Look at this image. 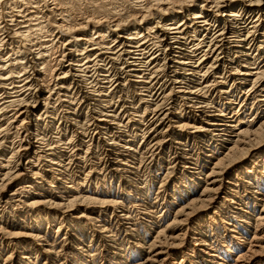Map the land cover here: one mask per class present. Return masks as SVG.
<instances>
[{"label":"bare ground","instance_id":"6f19581e","mask_svg":"<svg viewBox=\"0 0 264 264\" xmlns=\"http://www.w3.org/2000/svg\"><path fill=\"white\" fill-rule=\"evenodd\" d=\"M182 4L174 6L173 3L170 6L159 2L154 9L145 11L146 14L140 13L139 10L141 15L134 20V32L129 37H119L121 43H124L122 49H116L117 53H110V57L108 56L112 65L120 67L112 68L114 74H105L101 79L105 80L104 83L108 86L106 88L109 89L115 90L119 87L123 90L128 88L131 82L132 85L141 87L140 96L145 98L141 100L149 105L145 106L144 112L134 114L129 119L139 125L149 122L153 127L161 128L159 132L156 129L157 137L149 143L152 158L157 156L158 151L162 150L174 133L184 137V144L175 143L183 147L189 139L197 137L206 139L212 136L214 143H220V148H212V155H209V159H213L206 163L209 165V171H206V166V170L201 166L202 163L199 166L188 161L182 162L183 167H178L177 164L171 168L172 175L178 169H183L186 176L192 170L195 173H191V180L184 177L180 184H175L170 194L167 193L170 178L162 181L157 198L161 197L166 211L160 213L158 207H152L153 211L143 214L155 220L149 221L152 232L145 238L152 237L149 241L140 240L138 224L131 216L132 209L112 197L109 192H100L98 189L94 191L88 186L94 180L95 171H89L81 179L71 177L70 182H66L71 166L70 163H64V156L70 155L69 157L80 160L82 154L80 149L76 150L73 145L74 139L54 145L38 134L39 121L36 124L37 129L32 128L37 119L36 112L40 111L41 106L50 108L48 101L53 98L50 92L51 83L56 91L62 94L76 90L86 102L100 93V89H96L102 83L98 81L100 79L87 75L88 71L93 69L89 67L91 63L77 65L79 70H75L73 65L66 64L67 61L63 57L58 69L52 71L46 64L42 70L40 67L39 70L33 68V80L30 76L21 81L20 78L26 76L24 75L18 77L19 82H15L14 73L8 76V70L13 72L18 64L10 63V60L4 61L0 57V85L15 79L10 83L14 87L9 89L5 85V93L2 91L4 94L0 96V125L3 121L8 123L7 130L0 126V212L5 213L9 205L26 208L31 211L30 218L33 221L29 225L16 226L0 218V247L2 249L6 243L3 250L9 251L10 254L5 257L3 252L0 253V264H39L44 258L45 262L42 264H59L61 261H64L63 264H69L70 261L65 257L68 249L77 251V256H83H80L81 259H87L84 264H95L97 260L102 259L99 257L102 243L109 261L116 264H264V0H190L187 5ZM154 16H159L157 21ZM152 17L156 24L154 28L147 23ZM158 18L161 20L158 21ZM121 26L117 21V24L113 25L112 33H121ZM61 27L63 28L62 25ZM72 28L74 32L71 37H77L73 43L92 46L91 38L77 36L76 32L81 29L75 30L74 25ZM84 28L88 31L90 25ZM17 32L6 29V37L0 39V51H3L1 49L4 46L17 41H21L22 47L26 46L33 41V36L38 38L44 31L40 28H29L25 34ZM191 35L195 37L192 36V39ZM66 36L64 34L62 37L67 38ZM44 53L45 51L36 55L43 59L46 56ZM22 54L24 59L33 56L27 50ZM36 55L34 54L35 57ZM34 56L32 58L38 60ZM48 72H51L49 78ZM75 72H79V75ZM106 73L111 74L110 71ZM114 76L119 79L130 78V81L120 80L121 84H118L119 80L116 83ZM68 79L73 81L70 86L67 85ZM227 86H230V90L216 92L217 88ZM169 89L170 92L165 93ZM158 91L163 94L158 95ZM45 93H49L50 98L41 104L42 98L39 99L38 96L42 97ZM225 100L227 103L221 104ZM85 101L75 97L73 102L70 100L69 111L64 110L62 117L56 115L70 125L73 135H79V138L91 136L95 130L98 131L94 136L99 145L103 143L104 136L101 126L102 129L106 128L105 130L114 128L116 119L112 115L102 113L103 110H93L90 111V118L86 123L78 122L75 115L82 110ZM172 110H178L175 115L179 121L172 122ZM250 111L251 116H247L246 113ZM41 118L38 119L44 120ZM12 130L20 136L19 140L13 142L10 147H4L6 132ZM184 132L186 136L182 135ZM92 148L90 145L86 153ZM60 153L63 158L58 156ZM124 159L115 158L113 166L127 165L128 161L125 162ZM189 159L197 161L194 158ZM250 159L251 164L246 167L245 164ZM244 165L246 168L242 169ZM115 171L114 173H121L117 168ZM49 176H52L51 180L46 179ZM46 184L53 190H46ZM15 186L23 190L24 195L19 197L18 191L12 190ZM243 187L244 193L240 191ZM55 189H63L68 192L65 194L71 195H60ZM10 191L14 192L8 196ZM190 192L196 193L191 196ZM99 193L103 194L98 195ZM124 193L125 196H130L128 191ZM247 195L255 199V202L251 203ZM168 196L172 197L174 203H169L170 200L168 202ZM175 205L178 209L173 212ZM233 210L235 212H232ZM230 211L232 215L229 214ZM109 216L112 220H107ZM114 220L120 222L123 225L121 227L129 226L126 227L127 230L137 233V246L130 245L128 251H124L122 240L119 239V229L113 225ZM65 221L78 232L91 227L93 235L90 243L93 244L95 239H98L95 250L91 249V245L78 237L72 238L68 233L64 234L60 242ZM56 225L60 228L54 231ZM4 226L21 229L20 232L13 233ZM44 226L51 231L43 233ZM216 230L227 233L225 240L219 239ZM108 244H113V249H110ZM130 249L134 250L130 252ZM18 253L22 255L21 263H15L14 260ZM140 256L144 258L136 262ZM74 260L78 261L76 258Z\"/></svg>","mask_w":264,"mask_h":264},{"label":"rangeland","instance_id":"374dc122","mask_svg":"<svg viewBox=\"0 0 264 264\" xmlns=\"http://www.w3.org/2000/svg\"><path fill=\"white\" fill-rule=\"evenodd\" d=\"M183 1H185V2H183ZM188 1H190V0H167V1H164V0H18V1L17 0H0V18L3 17L0 19V37H1L0 39L6 37V34H5L6 29L8 31L9 30L10 31L12 30L15 32L18 31L17 33H23V34L27 33L29 28L34 29V30L37 28H40L42 31H44V32H42L43 34L38 35V38H37V36L36 37L33 36L31 39L33 41L32 42L30 41L31 44L28 43V44H26V46L24 45L22 47L21 41L18 43L17 40H19V39H17L16 40L17 42H14L15 45L14 44H12V45L8 44L7 46H4L1 49V50H3V51H0L1 52L0 57L2 58V60H4V61L10 60L11 61L10 63L16 62V64H18L15 66L16 68L18 67L17 70H16V68H14L13 72L11 69L8 70V73H9L8 76H12V73H14L13 76L16 80L12 79L13 82H14V80H15V82H19L20 79L22 81V80L26 79V77H30V76H31L30 78L33 80V78H34L32 75L33 74V68L38 69L40 67L42 70V68H45L44 66H46V64L50 68V70L54 71L60 67V60H62L63 57H65V59L67 61L66 64L70 63L71 65H73L75 70H79L77 68V65L83 66L84 63L86 64L88 62L91 63V64H89V67H92L93 69H95V70L90 69V72L88 71L87 75L91 76V77L94 76L93 79H100L98 81H100L102 83L99 85L98 88H96L98 90L100 89L99 90L100 93H97L96 95L93 96V99H91V100L88 99V102H86L85 100H83V98L80 96V94L78 92H76V90L70 91V93H67V94H64V93L62 94V92L60 93V92L56 91V88L54 87V85H51L52 84L51 83L50 84V92L52 93L53 98L48 101V102H50V104L48 105L50 108L46 109L45 107L41 106L40 111L36 112L37 119H36V122H34L32 124V128H33V130L34 129L36 130L37 129L36 124L39 121L40 125L38 127L39 128L38 134L40 135V137L42 136L41 138H45L48 141L50 140L49 142L53 143L54 145H56L57 142L66 143L70 139H74L73 145L76 147V150L80 149L79 152L82 153L80 156L81 159L79 160L77 158L76 159L71 158V157H69L70 155H68V156L65 155L63 158V157H61L62 156L61 153L58 155L59 157L63 158V160H65L64 161L65 164L70 163V166H71L70 167L71 171L69 172V174L66 177L68 179L66 182L69 183L71 177L72 178L76 177V178L81 179V178H84L86 173H88L89 171H95V173L93 175L94 180H93V182H90L88 184V186L91 187L94 191L98 189L100 192H109V194L112 195V197L117 198L120 202H123L125 204V206H127V208H129L130 210L132 209L131 210V216L133 217V219L136 220V223L138 224V228H137V229H139L138 236H140L139 238L142 241H144V240L149 241V239L152 238V237H149V238L145 239L146 236L148 237L149 234L152 232V230H150L149 226H151V225L149 223L155 221L153 218L147 217L146 215H143V214H145L148 211H153L152 207H158V210L160 211V213L166 211L164 209V206L162 205L164 203H163V201H161V197L157 198L158 197L157 192L160 190L159 187L161 186L162 181H165L168 178H170V180L168 179L170 181V183L167 186L168 187L167 193L170 194L172 188L174 189L175 184H178V183L180 184L181 179H183L184 177H187V179H190L191 173H193V172L195 173V171L192 170L186 176V175H184L185 172H183V169H180V170L178 169L175 172V174L172 175L171 171H173V170H171V168H173L177 164H178V167H183L182 166L183 163H186L188 161L191 164L197 163L199 166L202 163L201 166L203 168H204V166H206L205 168L207 170L205 168L204 169L206 171H209V169H208L209 165L207 166L206 163L209 160H210L209 162L213 161V159L212 160L209 159V155H212V153H211L212 148H215L216 146L218 148H220V146H219L220 143L219 142H218L219 144L214 143L215 141H214V138L212 136H210L209 138H206V139L204 137H201V138L197 137V138L189 139L187 141V144L183 147V146L177 145L175 143L180 142V143L184 144L186 142L183 139L184 137H182L181 134L174 133L168 139L170 141L167 144H165V146L162 148V150L158 151L157 156L155 158H152V156H151L152 154L149 152V150H150V144L149 143L151 142V140L153 138L157 137V133L161 130V128L158 129L155 126L153 127L152 124H149V122H146L143 125H139L136 122H134V123L131 122L129 119L134 114L138 115V113L141 114L142 112H144L145 106L149 105V104L144 103V101L142 102V100H141V98H144V97H141L142 96V93L140 91L141 87H139V86L136 87L135 85H132L133 84L132 82H131L132 84L129 82L130 86L128 88L121 90L119 87L115 86L117 89L114 90V88H111V89L106 88L108 86H106L107 84L104 83L105 80L102 81L101 79H103L107 74L112 76L114 74L112 71V68L117 69L118 67H120L118 65H112L111 62L109 61V57L112 53L113 54H114V52L117 53L118 51H120L122 49L124 43H121V39H119V37H122V35L124 37H129V35L132 32H134L133 23H134V20H136V17L138 18V15H141L140 13L146 14L145 11L147 12V11H150V9H154L159 2H160V4H168V5H170V4L173 5V3H174V6H175V5H179V4L181 5L182 3H183L182 5H187ZM161 2H164V3H161ZM168 5H164V6L169 7ZM167 7H166V9H167ZM131 14H132V18H131ZM154 14H156V13H154ZM133 15L135 18H133ZM157 17H159V16H156L154 18L156 21H157ZM130 19H132V20H130ZM152 19H153V17L147 23L149 24V26H151V28H154V27H156V24H155V20L154 19L152 20ZM159 19L160 18H158V21H159ZM117 21L119 24H122L121 27L123 30L121 33H123V34H121V33L114 34V32L112 33V31L114 29L113 25L117 24ZM125 23H126V25H125ZM84 24L87 26L90 25V29L88 31L86 28H84V27H87ZM61 25L63 26V28L61 27ZM73 25H74L75 30L81 29L80 31L76 32L77 36H80V35L82 37L87 36V38L88 39L91 38L90 40L95 44L92 43V46H91V45H87L85 43L87 45L86 46L83 43L80 45H78L77 43H73V41L77 38L76 36H75V38H72L73 36L71 35V33L74 32L73 28H72ZM65 26H67L69 29ZM69 26H71V27H69ZM94 26H95V28H94ZM8 27H9V29H8ZM60 28H62V29L60 30ZM66 29H67V31H66ZM70 29H71V31H70ZM64 34L67 35L66 36L67 38L62 37ZM42 36H43V38H40ZM192 36L195 37L194 35H191L192 39H193ZM200 36L202 37V35H200ZM59 39H62L63 42H62V40H59ZM117 39H119V42ZM194 40H195V38H194ZM64 42H66V43L64 44ZM75 46H77V47H75ZM88 46H89V49H91V50L88 49ZM92 47H93V49H92ZM97 47H98V49H97ZM113 47H114V49H113ZM111 49H112V52H111ZM26 50L28 51V53L30 55H33V56H34V54L36 55V53L39 54V52L43 53L45 51L44 54L46 56H44L43 59H39V57H37V55H36V57L34 56L38 60L33 59L32 58L33 56H28L26 59H24L22 53H23V51H26ZM103 50H104V52H103ZM105 51H107L106 53L108 55L105 53ZM88 59H89V61H88ZM102 61H104V62H102ZM260 61L261 60H258V62H260ZM13 64H15V63H13ZM31 65H33V66H31ZM99 65H100V67H99ZM86 66H88V65H86ZM122 68H123V66H122ZM24 69H25V71H24ZM109 71L111 72V74L106 73ZM92 72H93V74H91ZM10 73H11V75H10ZM50 73L51 72H48V74H47L48 78L51 76ZM77 73H76V75H79V72H77ZM6 74H7V72H6ZM89 74H91V75H89ZM24 75H26V76L21 77ZM18 77H21V78L19 79ZM31 79H29V80L31 81ZM113 80L116 83H117V80H119L118 84H121L120 80L130 81V78L129 79H126V78L119 79V78L115 77V79H113ZM132 80L137 81L134 79H132ZM12 81L5 82V84L0 85V91H1L0 96L5 93V90H3L5 88V85H6V88H9V89L11 87H14V85L13 86L10 85V83ZM72 82H73L72 80L68 79L67 85L70 86L71 84H73ZM115 82H113V83H115ZM230 84H232V82ZM219 90H221V91H219ZM228 90H230V86H227L225 88H221V87L217 88L216 92L222 93V92H225ZM167 92L169 93L170 89L167 90L165 93H167ZM157 93H158V95H160V93L163 94L162 91H158ZM48 94L49 93H47V94L45 93V94H43L42 97L38 96L39 99L42 98V99H40V103L42 101L44 102L45 100L48 99V97H49ZM64 95L65 96L67 95V97H64ZM143 95H145V94H143ZM215 95L219 96L218 94H215ZM75 97H78V99H80L81 101H85V103H83V106L81 107L82 110L77 112L75 115L76 116L75 118L77 119L78 122H81V123L85 122L86 123L87 120H89V118H90V113H91L90 111H93V110H96V111L98 110L101 112L103 110L102 113L107 114V115H112L115 117L116 125L114 126V128L108 127L109 129L105 130L106 128L102 129L103 127L101 126V131H103L102 133H104L103 143L101 142L98 145L97 139L94 136V135H96V132H98L96 130L93 133H91V136H88V137L85 136L84 138L80 137L81 139L79 138V135L78 136L73 135L72 130H71V126L64 123V120L62 118H60V116L62 117L64 110L69 111V109L71 107L70 106V100L73 102V98H75ZM223 98H225V97L223 96ZM225 103H227L226 100L224 102H222L221 104H225ZM41 104H44V103H41ZM237 104H240V103H237ZM234 108H237V106H234ZM90 109H92V110H90ZM175 109H177V108H175ZM50 111H52V112H50ZM45 112H47L46 115H44ZM172 112H173V110H172ZM177 112H178V110L173 112L174 115H172V117H171V119H173L172 122L179 121V119L177 118V115H175ZM253 112L256 113L255 110ZM41 114H42V116H41ZM53 114L55 116H53ZM56 114H58L60 116H57ZM246 115L251 116V111L247 112ZM40 117H42L41 119H44V120H39ZM190 117H191V115H190ZM5 122L6 121H3L2 124L0 125V126H3V129H6V127H7L6 125H8V123L7 122L5 123ZM118 125H120V126H118ZM156 129L158 131L157 133H155ZM6 133H7V135H6V139L4 140V145H3L4 147H10L13 142L16 143V140L17 141L19 140L20 136L15 134L14 130H12L10 132L7 131ZM182 135L186 136L187 134L184 132V133H182ZM106 141H108L109 143ZM105 143H107V144H105ZM82 145L83 146L85 145V146L83 147ZM88 145L89 146L91 145L93 148L90 149V152L86 153L88 151V148H89ZM108 151H109V153H108ZM80 157H78V158H80ZM115 158L116 159L119 158L121 160H123L125 158L124 159L125 162L128 161V163L125 166H120V167L119 166H113ZM189 158H194L197 161H193ZM82 159H83V161H82ZM192 161H193V163H192ZM204 161H206V162H204ZM250 161H252V159H250L245 164L246 167L250 166V164H251ZM128 164H129V166H128ZM247 164H249V165H247ZM245 165L242 166V169L246 168ZM116 168H117V170L121 171V173L119 171H118L119 174L114 173V172H116L115 171ZM124 170L128 171V172L122 173V172H125ZM51 178H52V176H49L46 179L51 180ZM113 186H114V188H113ZM182 187H183V185H182ZM47 188H49V184L48 185L46 184V190L50 189V188L49 189H47ZM183 189H184V187H183ZM243 189H244V187L240 190L242 193H244ZM12 190H17L18 191L17 194L19 197L24 195V194H22L23 190L19 189V187L16 188V186H15ZM50 190H53V189H50ZM93 190H92V192H93ZM39 191H41V190H39ZM55 191H57V189H55ZM124 191H126V192L128 191L130 193V196H125ZM13 192L12 191L8 192V196H10ZM57 192H58V194L64 195V196H70L71 195V194H65L68 192L63 191V189H58ZM190 193H191V196H194V194L196 192H190ZM192 193H193V195H192ZM102 194L103 193H99L98 195H102ZM166 195H168V194H166ZM168 197H169L168 202L170 200L169 203H171V202L174 203L172 197L171 196H168ZM247 197L251 199L250 200L251 203L255 202V199L251 198L250 195H247ZM102 199H106V198H102ZM185 199H187V197ZM22 200L24 201L25 199H22ZM181 204H183V202ZM217 207L220 208L219 205ZM6 208H8V209L5 211V213L0 212V218H4V219L8 220L11 224H14L16 226L17 225L19 226V225H25V224L26 225L32 224L33 221H31L32 219L30 218V215L32 213L28 209L19 208V207L12 206V205L7 206ZM176 209H178V206L175 205V207L173 208V212ZM43 211H45V210L43 209ZM211 212L213 213V210ZM232 212H235V210H233ZM232 212L230 211L229 214L232 215ZM95 217H97V216H95ZM226 218H227V216H226ZM110 219H111V216H109L107 218V220H110ZM169 219H170V217H169ZM113 225H114V228L116 227L119 229L118 231H119L120 235L119 234L118 235L120 237L119 236L118 237L120 240H122L121 244L124 247V251H128L127 248H129L130 245L132 247L134 245H136V246L138 245L137 241L139 240V238L137 237V233L130 231V230H127L126 227H129V226L121 227L123 225L120 222L117 223V221H115V220L113 221ZM4 227H7V229L13 233H18V232H20V229H21L19 227H15V226H13V227L12 226H4ZM58 227H59V225L54 226V231L58 230ZM48 230L51 231V229H48L47 226H44V228H42L43 233H48L49 232ZM61 232H62L61 233V239H60L61 241L59 240L60 242H62L64 234L68 233L70 236H72V238L78 237V239H81L84 242H86L88 245H91L92 250H95L94 247L97 246L96 242L98 241V239L97 240L95 239L93 244L90 243L92 235H93V229L91 227L88 228L86 231H83V230L80 231L79 230V232H78V231H75L74 227L72 228V226L69 224V222L65 221ZM223 234H224V236H223ZM226 234L227 233H225V232H221L219 230H216V235L222 241L225 240L224 238H225ZM81 236H83V237H81ZM1 243L2 242H0V244ZM5 245H6V243L3 245L2 249L0 247V253L3 252L2 255L7 257L10 254H9V251L3 250V248H5ZM103 245H104V243L101 244V248H100L101 251H99L100 252L99 257H101L102 259L97 260L98 262H96L95 264H101V263L102 264H105V263L106 264H116V262L111 263L109 261V259H108L109 257L106 254V250L104 251V248H102ZM24 246H26V245H24ZM107 246H110L109 248L113 249V247H111V246H113V244H108ZM135 249L140 250L137 248H135ZM133 250L134 249H130V252H132ZM13 253H15V252H13ZM101 254H103V255H101ZM122 255H124V254H122ZM21 256L22 255L20 253H18L15 256V259H14L15 263H21L20 262ZM80 256L81 255H79V254L77 256V251L68 249L65 257H66V259H68V261H70L69 264L70 263L84 264L83 262H85L87 259H84L85 260L84 261L83 259H81V258H83V256H81V258H80ZM142 257L143 256H140L138 258V260H136V262L140 261ZM75 258L78 261L75 262V260H74ZM80 260H82V261H80ZM106 260H107V262H106ZM43 262H45V258L42 259V261H40L39 264H42ZM63 263H64V261H61L59 264H63Z\"/></svg>","mask_w":264,"mask_h":264}]
</instances>
